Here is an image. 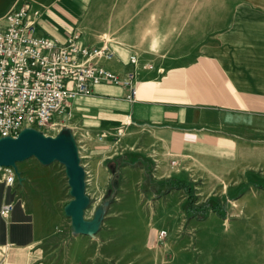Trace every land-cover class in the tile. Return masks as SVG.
Masks as SVG:
<instances>
[{
  "label": "crops",
  "instance_id": "obj_1",
  "mask_svg": "<svg viewBox=\"0 0 264 264\" xmlns=\"http://www.w3.org/2000/svg\"><path fill=\"white\" fill-rule=\"evenodd\" d=\"M22 4L37 35L107 38L113 53L101 64L134 71L132 100L126 87L99 83L57 112L84 182L99 175L104 186L103 161L117 155L131 190L146 184L149 167L155 177L177 172L171 160L204 182L234 180L246 167L264 174V0H0V17ZM27 159L17 182L0 190V203H14L0 216V264H108L101 248L72 233L69 186L57 168ZM251 238L263 243L251 264H264V229ZM227 250L200 248L199 264H250Z\"/></svg>",
  "mask_w": 264,
  "mask_h": 264
},
{
  "label": "rangeland",
  "instance_id": "obj_2",
  "mask_svg": "<svg viewBox=\"0 0 264 264\" xmlns=\"http://www.w3.org/2000/svg\"><path fill=\"white\" fill-rule=\"evenodd\" d=\"M53 118L60 115L54 113ZM48 133L54 135L57 130L51 129ZM23 161L15 163L18 178ZM103 164L109 172L104 186L99 175L85 174L84 189L89 200L88 219L98 207L102 209L99 228L92 236L75 235H82V245L101 248L108 264H199L200 248L207 246L228 249L240 260L249 258L251 264V249L257 251L263 246L251 238L252 230L264 229L263 173L246 167L234 180L204 182L202 177L192 180L175 162L178 170L170 176L155 177L149 167L146 184L131 190L125 187V177L113 158ZM49 165L57 168L67 184L64 165L58 161ZM169 178H174V187L169 190L152 184ZM3 186L0 183V190ZM185 186L193 193V205L212 199L221 207L223 215L213 210L203 215L193 213L190 207L184 209ZM161 230L166 232L162 237L158 234ZM72 238H65L66 244ZM103 256V253L95 255Z\"/></svg>",
  "mask_w": 264,
  "mask_h": 264
},
{
  "label": "built area",
  "instance_id": "obj_3",
  "mask_svg": "<svg viewBox=\"0 0 264 264\" xmlns=\"http://www.w3.org/2000/svg\"><path fill=\"white\" fill-rule=\"evenodd\" d=\"M27 12V4H22L0 17V137H15L25 127L50 135L49 130L61 126L54 113L99 83L124 86L128 89L126 98L135 97L134 71L117 73L100 62L113 53L107 38L85 44L78 31L64 42L40 36ZM129 61L134 62V57ZM170 163L175 164L174 160ZM0 171L5 186L17 182L11 166H0ZM13 206L12 201L0 203V216L7 217ZM158 234L162 237L166 232Z\"/></svg>",
  "mask_w": 264,
  "mask_h": 264
},
{
  "label": "water",
  "instance_id": "obj_4",
  "mask_svg": "<svg viewBox=\"0 0 264 264\" xmlns=\"http://www.w3.org/2000/svg\"><path fill=\"white\" fill-rule=\"evenodd\" d=\"M35 157L41 164L58 161L64 165L71 199L64 206L73 234L92 236L100 225L102 209L98 207L91 219H84L88 197L84 192V170L80 165L75 139L69 128L62 127L54 135H45L32 127L21 129L15 137H0V166H11L17 176L16 162Z\"/></svg>",
  "mask_w": 264,
  "mask_h": 264
},
{
  "label": "trees",
  "instance_id": "obj_5",
  "mask_svg": "<svg viewBox=\"0 0 264 264\" xmlns=\"http://www.w3.org/2000/svg\"><path fill=\"white\" fill-rule=\"evenodd\" d=\"M113 160L116 163L120 164L121 162H123L122 155L115 156L113 158ZM148 170H149V168H148ZM147 174H148V172H147ZM173 180H174V178H169V179H166V180H163L160 182L152 181V184H154L156 187H159V188L164 187L166 190H169L171 187H174ZM183 185H185V184H183ZM176 187H181V186L176 185ZM153 189H155V187H153ZM155 191H156V189H155ZM186 193H187V198H186L185 203L183 205L184 209L187 210V209H189L188 207H190L193 213H194V211H195V214L201 212L203 215L206 213V211L213 210L217 214H219L221 216L223 215V213L221 212V209H220L221 207H219L218 203L214 202L212 199H206L203 202V204L193 205L194 196H193V193L191 192L189 186L186 187Z\"/></svg>",
  "mask_w": 264,
  "mask_h": 264
}]
</instances>
